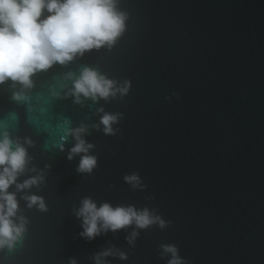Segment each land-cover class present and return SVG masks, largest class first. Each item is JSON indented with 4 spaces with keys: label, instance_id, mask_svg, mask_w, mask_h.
I'll return each mask as SVG.
<instances>
[{
    "label": "water",
    "instance_id": "obj_1",
    "mask_svg": "<svg viewBox=\"0 0 264 264\" xmlns=\"http://www.w3.org/2000/svg\"><path fill=\"white\" fill-rule=\"evenodd\" d=\"M126 29L111 47L56 63L32 75V86L0 83V131L27 149L18 176L43 179L16 191L26 231L0 248V264H167L161 245L175 244L185 264H264V0H119ZM89 66L125 95L107 99L69 92L68 73ZM14 94L20 96L14 98ZM119 114L105 134L102 112ZM83 125L89 173L64 127ZM62 144V150L59 145ZM135 172L143 188L124 180ZM43 197L47 211L27 207ZM147 207L166 226L134 225L88 240L78 235L81 198ZM120 252L127 254L121 259Z\"/></svg>",
    "mask_w": 264,
    "mask_h": 264
},
{
    "label": "clouds",
    "instance_id": "obj_2",
    "mask_svg": "<svg viewBox=\"0 0 264 264\" xmlns=\"http://www.w3.org/2000/svg\"><path fill=\"white\" fill-rule=\"evenodd\" d=\"M118 3L119 0H0V83L11 80L30 88L31 77L38 71L47 70L56 63L67 64L86 51L111 48L126 29L127 13L118 8ZM67 78L71 80L69 92L75 102L81 97L96 101L115 97L117 93L123 96L130 87V81L117 85L114 79L89 66L81 68L78 75L68 73ZM14 98L20 96L14 94ZM98 111L103 113L99 120L103 132L113 134L112 125L118 121L119 114L104 112L102 108ZM63 131L62 141L69 135L75 140L68 158L81 154L76 171L91 174L97 158L89 154L93 145L83 138L85 126L73 128L66 124ZM59 147L62 150V144ZM28 161L24 145L13 140L6 129L0 131V248L11 249L26 231L27 219L17 216L16 191L28 189L43 179L36 175L18 181ZM124 180L134 188L144 187L135 172L126 174ZM12 186L16 191H9ZM23 198L27 207L36 206L40 211H47L43 197L28 194ZM75 216L81 221L78 235L88 240L103 232L134 225L126 237L132 243L139 234L136 229L153 224L161 228L166 226V221L147 207L138 209L134 205H113L108 201L98 205L88 196L81 198ZM161 248L170 254L167 264H185L175 244H164ZM112 254L111 249L97 253L93 257L95 264H104L102 258ZM119 256L127 258L124 252ZM69 264H77L75 258H71Z\"/></svg>",
    "mask_w": 264,
    "mask_h": 264
}]
</instances>
